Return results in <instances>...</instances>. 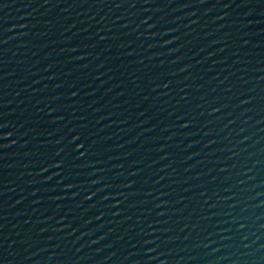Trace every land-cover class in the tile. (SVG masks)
<instances>
[{
    "label": "water",
    "instance_id": "obj_1",
    "mask_svg": "<svg viewBox=\"0 0 264 264\" xmlns=\"http://www.w3.org/2000/svg\"><path fill=\"white\" fill-rule=\"evenodd\" d=\"M0 264H264V102L0 152Z\"/></svg>",
    "mask_w": 264,
    "mask_h": 264
}]
</instances>
